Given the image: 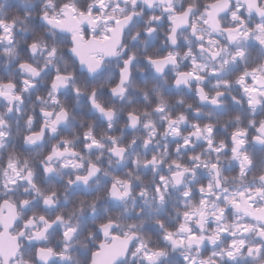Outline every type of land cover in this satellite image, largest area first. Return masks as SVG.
<instances>
[{
  "label": "snow or ice",
  "instance_id": "obj_1",
  "mask_svg": "<svg viewBox=\"0 0 264 264\" xmlns=\"http://www.w3.org/2000/svg\"><path fill=\"white\" fill-rule=\"evenodd\" d=\"M14 7L0 0V130L30 97L33 114L16 119L29 130L24 140L42 144L46 155L36 174L11 159L0 173V264H69L84 231L86 264H127L129 255L142 264L264 259V0H40L38 11ZM129 39L139 41L143 56ZM145 69L146 80L168 86L154 85V98L136 83ZM133 88L151 110H116L115 100ZM77 105L93 112L80 131L73 126ZM120 121L144 132L145 151L134 161L135 136L125 142L123 134L97 135ZM168 136L175 139L157 140ZM105 148L124 168L102 167ZM141 169L152 174L151 196L141 188ZM19 183L27 198L16 197ZM133 192L155 209L133 217L112 210ZM153 213L145 235L137 218Z\"/></svg>",
  "mask_w": 264,
  "mask_h": 264
},
{
  "label": "clouds",
  "instance_id": "obj_2",
  "mask_svg": "<svg viewBox=\"0 0 264 264\" xmlns=\"http://www.w3.org/2000/svg\"><path fill=\"white\" fill-rule=\"evenodd\" d=\"M4 3H8V0H3ZM40 2V0H12V3L15 5L13 8V11L16 10V8L24 9V8H33L36 11V5ZM184 3V0H177V4ZM33 19H35V15L33 16ZM21 45L23 41L21 40ZM129 46L131 48H134L139 56H143L144 50L143 46L139 43L138 40L129 39L128 41ZM39 57H35L34 60H38ZM140 66L143 67V62L141 61ZM110 71H115V69H109ZM81 71H84V69H81ZM148 75L147 69L144 71H139L136 73V83L139 85L140 88L147 87V90L149 91V94L153 96V86H157L161 89H166L168 86L165 85L161 80L158 79H151L146 80V76ZM91 78V77H90ZM25 96L28 97V94L25 93ZM29 102L24 104L22 103L20 105L21 107V113H18L10 119L5 127L0 130V133H2V138H0V173L5 171L8 168V162L9 160H15L17 161L18 167L23 172L26 168H31L33 173L36 174L39 172L41 165L44 161V157L46 155L44 146L42 144L37 143H30L26 140H24L25 135L28 133V128L23 123H18L16 116H23V119H27V115H31L32 113V105H31V98L28 97ZM169 104L172 105L174 108L179 109L177 105V100L174 96L168 97ZM37 104L39 102H36ZM80 103H84L83 101H80ZM189 103H192V101H189ZM114 106L118 112L122 111L123 109L127 107L136 106L138 108H144L148 107L149 110H151L150 106L146 104V102H143V97L140 96L137 89L133 88L130 89L129 96L126 97L123 100H115ZM69 111H73L71 106H69ZM76 119L73 121V126L76 131H80V121L83 120L85 123L93 117V112H86L83 109L77 105L76 108ZM5 109L4 107L0 106V114L4 113ZM12 115V114H9ZM96 115H99L98 113ZM103 119V117H101ZM215 120V117H213ZM227 119V117H225ZM223 121H218V123H222ZM163 131V130H161ZM101 132H104L105 135H121L123 134L125 137V142H127L129 138V134L135 136L137 139V145L131 149L129 153L130 161H134L136 159V155L134 153L140 152L143 153L145 150L139 146V140L144 135V132L142 129L133 130L131 128H125L123 127V121H120L119 123H114L113 127L111 129H107L105 131L102 127H99L97 129V135L100 136ZM174 137L168 136V137H157V140H160L162 143H170L172 140H174ZM103 143H105L106 148L108 145L107 140H103ZM153 147H156V143L154 142ZM103 151L102 153V160L104 161L102 167H112L114 170L124 168L123 163H118L116 159L110 156V154L107 152V150ZM84 155L88 156L90 153L85 149ZM159 151V150H158ZM93 158L95 159L96 155H101L99 151L96 153L91 154ZM109 161H111V164H109ZM126 170V169H125ZM139 175L142 177L141 182V188L145 190L148 193V196H151V189L150 185L153 183L152 180V174L148 172L147 169H141L139 172ZM45 181H48V175H44ZM59 177H57V180ZM252 177L249 176V180H251ZM4 178L0 176V183H3ZM39 183V181H36ZM26 187L25 184L19 183L17 186V191L15 193L17 198L24 199L27 198L24 194V188ZM48 187V183H45L41 185V190ZM141 189H136V192L140 191ZM136 192L132 193V197L129 198L126 202H122L119 207L113 208L112 210L114 212H122L124 213L125 217H133L136 216V214L139 212L140 209L145 210H154L155 204L148 203L146 204L145 201L139 197L136 196ZM0 194H3L2 190H0ZM73 195V193L70 191L69 196ZM178 195V193L174 192V196ZM35 196V194H33ZM158 203V201H157ZM93 217L91 214L87 217H82V221L84 222V229H87L89 227V224L87 221L92 219ZM156 219L155 214L151 216H139L137 218L138 222H142V231L145 235H151L150 232H147L148 226ZM153 241H155V236H152ZM90 245L89 239H87V232L84 231L80 237V241L78 243H74L73 247L71 249L73 259L69 262V264H86V260L83 257L82 253L86 247ZM178 255V254H177ZM127 264H142V261L138 256L129 255L127 257ZM239 264H249L247 259H242ZM258 264H264V259H261Z\"/></svg>",
  "mask_w": 264,
  "mask_h": 264
}]
</instances>
